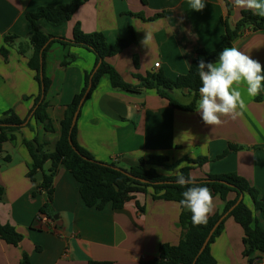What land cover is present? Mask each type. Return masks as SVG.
Wrapping results in <instances>:
<instances>
[{
  "label": "crops",
  "instance_id": "1",
  "mask_svg": "<svg viewBox=\"0 0 264 264\" xmlns=\"http://www.w3.org/2000/svg\"><path fill=\"white\" fill-rule=\"evenodd\" d=\"M71 1L0 0V118L12 111L21 120L27 119L0 152V187L4 190L0 223L14 227L23 237L18 246L0 239V264H20L24 253L31 264H138L157 258L162 244L177 245L184 233L179 226L180 204L153 200L152 190L128 194L120 209H114L111 203L102 210L88 208L81 198L79 183L64 164L54 177L52 219L39 215L47 203V196L40 189L43 173H38L35 181L28 178L31 158L23 141L36 137L40 142L47 141L49 150L53 149L60 138L66 108L82 90L96 59L83 48L59 42L50 45L44 62V74L50 81L45 99L54 131L46 133L31 113L39 85L28 65L33 48L27 15L40 7ZM243 11L249 10L235 6L234 0H206L205 8L199 12L192 11L187 0H86L66 24L53 27L45 20L38 24L54 36L53 41H71L73 30L79 25L85 34H103L110 45L127 37L132 28L135 42L108 62L126 83L138 86L137 77L148 73L162 72L171 80L186 75L197 51L218 50L225 32L222 23L235 27ZM147 33L152 39L145 45L142 41ZM8 36L13 39L5 43ZM231 47L264 66V29L247 30ZM2 48L8 52L7 57L2 55ZM68 56L74 60L64 65L70 61ZM135 56L138 69L133 62ZM156 63H160L159 68H155ZM173 96L178 101L179 97L184 98L185 105L193 100L186 90H176ZM245 99L247 109L243 116L235 120L221 117V125L208 126L196 109H175L155 90L144 89L138 94L115 90L105 75L81 106L77 142L95 160L121 169L139 166L141 160L150 157H166V165L176 167L173 171L157 167L163 175L176 176L177 169L185 167H192L190 175L195 180L206 179L207 175L237 174L264 195V92ZM183 131L192 135L185 136L189 143L173 146L174 138ZM229 146L237 149L218 158ZM201 158L208 162L200 168L185 161ZM50 168L49 162L44 173H49ZM235 197L231 193L228 200ZM243 199L253 209L251 198ZM223 207V201L214 197V210L209 216L220 213ZM39 216L48 222H37ZM260 225L264 228L263 219ZM243 238L242 227L232 218L227 219L222 233L210 246L217 264H248L243 256ZM259 257L256 264H264V255Z\"/></svg>",
  "mask_w": 264,
  "mask_h": 264
},
{
  "label": "trees",
  "instance_id": "2",
  "mask_svg": "<svg viewBox=\"0 0 264 264\" xmlns=\"http://www.w3.org/2000/svg\"><path fill=\"white\" fill-rule=\"evenodd\" d=\"M86 0H72L68 4L58 6L40 7L35 13L27 15V20L31 25L29 33V41L33 48V55L29 59V68L35 72V80L39 85V95L36 97L32 113V119L43 126L46 133L54 131L53 124L47 114L46 93L50 86V81L44 74V62L50 45L59 42L64 46H72L83 48L94 54L96 62L94 69L86 74L85 83L79 94L75 95L72 102L67 106L63 120L61 121V133L58 141L55 142L53 149L49 150L47 141L40 142L36 137L32 140L24 139L23 144L27 148L30 158L31 167L28 172V178L35 181L38 173H43V180L40 189L47 196V203L41 208L39 215H46L51 218L50 208L53 204L54 195V177L58 167L64 164L73 177L80 185V195L88 208H96L102 210L107 204H112L114 209L123 207L127 195L131 193H147L152 190L153 200L173 201L179 203L183 198L182 192L186 187H181L176 183V176H166L156 169L157 167L165 168L173 171L175 165L167 166L166 157H150L147 160H141V165L134 166L129 169H121L115 164H105L95 160V158L81 148L77 142V126L71 129L73 116L85 96L90 80L92 88L87 95L86 100L90 98L96 89L101 78L105 75L109 76L111 86L115 90L127 93L138 94L142 90H155L157 94L164 98L168 104L184 111H193L197 107L199 101V87L201 82L198 76V63L203 59L205 63H215L218 60L219 52L225 47H231L233 41L242 36L247 30L260 31L264 29V17L254 15L252 12L243 11L241 20L235 27H230L227 22H223L225 29L221 37V46L218 50L208 52L204 49L197 51V57L192 62L190 69L186 75L179 76L176 80L168 79L162 72L155 74L148 73L146 77H137L140 81L138 86H132L126 83L114 67L108 62L124 52L135 42V34L132 28H129L128 35L125 38H119L114 45L106 42L105 37L101 33L85 34L81 31L79 25L73 30V38L71 41L59 40L53 41L54 36L44 32L38 22L45 20L53 27H60L69 22L77 10L84 4ZM228 10L230 5L227 3ZM161 16V15H157ZM13 37L5 38V43ZM46 46V47H45ZM45 47L43 52L42 49ZM1 53L7 57L8 52L2 48ZM42 55V56H41ZM42 57V77H41V60ZM70 64L74 58L68 56ZM134 66L138 69V59L134 57ZM98 66V68H97ZM97 71L95 72V69ZM92 77V78H91ZM42 87L44 91L42 92ZM176 90H186L193 95L190 104L185 105L179 102L173 92ZM42 95L44 96L40 102ZM25 120L18 118L14 112L10 111L0 118V152L3 144L14 139L13 133L23 128ZM27 124L26 127H29ZM71 130V133H70ZM69 136L72 145L69 142ZM75 148V149H74ZM234 146L229 148L218 158H223L229 152L236 150ZM195 167H202L208 162L207 158L198 160H185ZM51 163L49 173H44V167L47 163ZM119 168L125 173L116 170ZM194 168V167H193ZM192 167H185L181 172L187 177L190 175ZM206 180L205 182H203ZM144 181V182H142ZM175 182V183H174ZM198 186L208 187L213 197H219L223 203V210L213 216L208 217L207 224L194 226L191 220V212L181 207L179 218V226L184 233L182 239L177 245L162 244L159 248V256L151 260H141L138 264H217L211 254L210 246L214 240L222 233L227 219L232 218L239 224L244 231L243 238V256L247 258L248 264H256L260 259V255H264V228L260 225V219L264 220V195L258 189L251 187L247 181L237 174L225 175H207L206 179L196 180ZM234 193L235 199L228 200V196ZM4 190L0 187V201L3 197ZM249 196L253 202L251 209L244 199L229 213V215L221 222L213 233L207 247L203 253H198L208 237L210 231L219 219L228 213V211L236 205L241 196ZM0 239L9 245L18 246L22 241V235L10 225H2L0 223ZM198 257V258H197ZM197 259V260H196ZM20 264H31L30 257L24 253ZM89 264H110L90 262Z\"/></svg>",
  "mask_w": 264,
  "mask_h": 264
},
{
  "label": "clouds",
  "instance_id": "3",
  "mask_svg": "<svg viewBox=\"0 0 264 264\" xmlns=\"http://www.w3.org/2000/svg\"><path fill=\"white\" fill-rule=\"evenodd\" d=\"M187 3L192 11L197 12L206 6V0H187ZM234 5L264 17V0H234ZM151 39L147 33L142 43L148 45ZM197 69L201 86L196 111L205 125L219 126L223 123L221 117L235 120L243 116L247 109L245 96L254 98L264 92V66L236 47L223 48L215 63H205L200 59ZM186 135L192 136L188 131L181 132L179 137L174 138L173 146L188 142ZM176 183L186 187L179 204L191 212L193 225L207 224L214 210L211 190L198 186L195 177H186L179 169L176 171Z\"/></svg>",
  "mask_w": 264,
  "mask_h": 264
},
{
  "label": "water",
  "instance_id": "4",
  "mask_svg": "<svg viewBox=\"0 0 264 264\" xmlns=\"http://www.w3.org/2000/svg\"><path fill=\"white\" fill-rule=\"evenodd\" d=\"M46 47V46H45ZM45 47L42 49V51H41V53L43 52V50L45 49ZM42 56V55H41ZM40 63H41V77H42V71H43V68H42V57H41V60H40ZM97 68H98V66H97ZM97 68L95 69V72L97 71ZM92 78V77H91ZM91 88H92V82H91V80H90V83H89V86H88V88H87V91H86V93H85V96L82 98V100L80 101V104H79V106H78V108H77V110H76V112H75V114H74V116H73V119H72V124H71V129L76 125V123H77V120H78V116H79V112H80V109H81V106H82V104L84 103V101H85V99H86V97H87V95L90 93V91H91ZM44 91V89H43V87H42V92ZM43 98H44V96L42 95V98H41V100H40V102H42V100H43ZM25 125V124H24ZM70 133H71V130H70ZM69 142H70V144L72 145V141H71V138H70V136H69ZM75 149V148H74ZM116 170H118V171H121V172H123V173H125L123 170H121V169H119V168H115ZM126 175H128V176H130L129 174H127V173H125ZM131 177V176H130ZM206 180H204L203 182H205ZM142 182H144V181H142ZM175 183V182H174ZM243 200V195L239 198V200H238V202L236 203V205L234 206V207H232L229 211H228V213H226L225 215H223L220 219H219V221L214 225V227L212 228V230L210 231V233H209V235H208V237L206 238V240L204 241V243H203V245H202V247H201V249H200V251H199V253H198V256H200L202 253H203V251L205 250V248L207 247V245H208V243H209V241H210V239H211V237H212V235H213V233L215 232V230L218 228V226L221 224V222L229 215V213L241 202ZM57 217L55 216V219H56ZM198 258V257H197ZM197 260V259H196ZM194 264H195V262H194Z\"/></svg>",
  "mask_w": 264,
  "mask_h": 264
},
{
  "label": "built area",
  "instance_id": "5",
  "mask_svg": "<svg viewBox=\"0 0 264 264\" xmlns=\"http://www.w3.org/2000/svg\"><path fill=\"white\" fill-rule=\"evenodd\" d=\"M159 67H160V63H156V64H155V68H159ZM37 222H39V223H43V222H48V221H47L46 218H43L42 216H39V217L37 218Z\"/></svg>",
  "mask_w": 264,
  "mask_h": 264
},
{
  "label": "rangeland",
  "instance_id": "6",
  "mask_svg": "<svg viewBox=\"0 0 264 264\" xmlns=\"http://www.w3.org/2000/svg\"><path fill=\"white\" fill-rule=\"evenodd\" d=\"M179 102H181V103H187L185 100H184V98H181V97H179ZM52 211H54L53 209H52Z\"/></svg>",
  "mask_w": 264,
  "mask_h": 264
}]
</instances>
